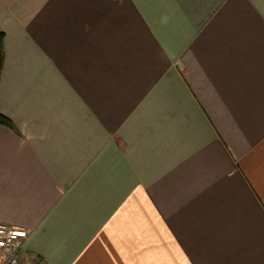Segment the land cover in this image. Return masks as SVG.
<instances>
[{
  "label": "crops",
  "instance_id": "crops-1",
  "mask_svg": "<svg viewBox=\"0 0 264 264\" xmlns=\"http://www.w3.org/2000/svg\"><path fill=\"white\" fill-rule=\"evenodd\" d=\"M0 32L18 264H264V0H0Z\"/></svg>",
  "mask_w": 264,
  "mask_h": 264
},
{
  "label": "built area",
  "instance_id": "built-area-1",
  "mask_svg": "<svg viewBox=\"0 0 264 264\" xmlns=\"http://www.w3.org/2000/svg\"><path fill=\"white\" fill-rule=\"evenodd\" d=\"M26 235L24 229L0 223V264H18Z\"/></svg>",
  "mask_w": 264,
  "mask_h": 264
},
{
  "label": "trees",
  "instance_id": "trees-1",
  "mask_svg": "<svg viewBox=\"0 0 264 264\" xmlns=\"http://www.w3.org/2000/svg\"><path fill=\"white\" fill-rule=\"evenodd\" d=\"M3 41H4V36L3 33L0 32V73L2 70L3 59H4ZM0 125L13 129V125L11 121L2 114H0Z\"/></svg>",
  "mask_w": 264,
  "mask_h": 264
}]
</instances>
